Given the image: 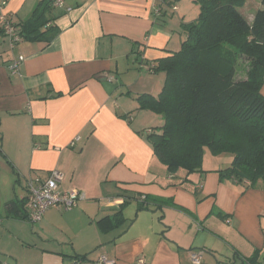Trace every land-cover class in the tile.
<instances>
[{
  "label": "crops",
  "instance_id": "obj_1",
  "mask_svg": "<svg viewBox=\"0 0 264 264\" xmlns=\"http://www.w3.org/2000/svg\"><path fill=\"white\" fill-rule=\"evenodd\" d=\"M41 1L9 0L4 13L22 24ZM196 1L64 0L53 13L59 33L51 43L11 48L0 33V263L191 264L192 254H203L202 264H264L262 185L220 180L221 155L204 174L170 175L140 134L163 119L139 110L136 98L158 96L165 83L163 72L141 65L156 68L179 50L182 24L198 18ZM250 1L244 8H262V0ZM254 12L245 17L250 23ZM55 170L63 191L84 194L77 208L51 209L35 224L6 218L7 203L26 197L29 179ZM124 192L175 206L139 212L127 200L121 208ZM119 210L125 223L99 224ZM255 254L257 263L249 262Z\"/></svg>",
  "mask_w": 264,
  "mask_h": 264
},
{
  "label": "trees",
  "instance_id": "obj_2",
  "mask_svg": "<svg viewBox=\"0 0 264 264\" xmlns=\"http://www.w3.org/2000/svg\"><path fill=\"white\" fill-rule=\"evenodd\" d=\"M54 1H41L28 20L16 24L23 41L49 44L55 39L59 32L53 25L57 18L53 14ZM196 2L199 16L182 24L181 47L159 60L154 68L155 73L165 74L161 93L136 98L139 110L163 119L160 127L140 134L170 175L180 171L187 177L204 174V151L209 149L214 156L233 157L229 167L218 170L220 180L247 182L249 188L261 184L264 189V0L252 23L241 12L247 0ZM0 33L4 36L1 27ZM61 96L58 93L54 97ZM25 189L28 194V187ZM122 198L121 208L127 200H134L139 212L149 210L150 204H156L161 211L165 206H175L173 200L149 195L136 197L124 192ZM27 201L28 195L7 203L6 218L29 221ZM104 222L120 226L125 218L119 210L99 224ZM258 256L255 254L249 262L257 263ZM73 258L79 262L88 260L87 256Z\"/></svg>",
  "mask_w": 264,
  "mask_h": 264
},
{
  "label": "built area",
  "instance_id": "obj_3",
  "mask_svg": "<svg viewBox=\"0 0 264 264\" xmlns=\"http://www.w3.org/2000/svg\"><path fill=\"white\" fill-rule=\"evenodd\" d=\"M9 0L0 1V27L3 30L4 37L8 39L11 48H15L23 41L20 36L19 29L12 17H8L5 13V7ZM65 5L64 0H55L54 8L61 9ZM177 8L174 7V10ZM25 58L20 56L17 60L12 61L8 70L11 75H16L19 72V67ZM141 68L146 71L154 70L153 66L141 65ZM78 140V138H77ZM63 181V175L59 171H52L46 179H30L27 183L28 187V217L31 223L40 222L47 211L51 209L70 211L78 207L79 202L85 200L83 193L79 191H63L60 184ZM230 222V220H228ZM1 223V220H0ZM101 260L105 264H115L112 261H107L104 257ZM141 264L143 260L139 261ZM203 254H192L191 264H202Z\"/></svg>",
  "mask_w": 264,
  "mask_h": 264
},
{
  "label": "rangeland",
  "instance_id": "obj_4",
  "mask_svg": "<svg viewBox=\"0 0 264 264\" xmlns=\"http://www.w3.org/2000/svg\"><path fill=\"white\" fill-rule=\"evenodd\" d=\"M195 3H196L197 11H199V5H198L197 2H195ZM195 3H194V4H195ZM250 3H251V1L248 0V4H250ZM192 12H193V11H192ZM241 12L243 13V15H245V17H246L247 19H249L250 15L252 14V12H254V10H251V9H248V8H244V9H241ZM255 12H256V11H255ZM255 12H254V13H255ZM190 13H191V9H190ZM198 13H199V12H198ZM198 13H197V15L199 16ZM197 15H196V16H197ZM189 20H190V19H189ZM241 76H244V73H242ZM261 93L264 95V86H263V88H262ZM129 104H131V102H129ZM150 116H151V118H152L153 120L158 119L159 117H161V116H159V115L151 114V113H150ZM161 118H162V117H161ZM215 157H219V156H214V155H212V153L210 152L209 149H205V151H204V161H203V166H204V168H206V167H208V166H211L213 163L215 164V160H214ZM231 158H232V155H231V154H221V156H220V158H219V162H220V163H223L224 168H226V167L228 166L229 162L232 160ZM203 166H202V168H203ZM36 255H37V256L40 255V254H39V251L36 252Z\"/></svg>",
  "mask_w": 264,
  "mask_h": 264
}]
</instances>
